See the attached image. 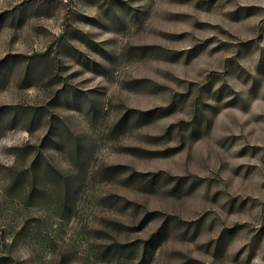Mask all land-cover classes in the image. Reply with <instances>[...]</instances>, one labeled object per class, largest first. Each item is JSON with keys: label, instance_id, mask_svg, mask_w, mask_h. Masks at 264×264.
Listing matches in <instances>:
<instances>
[{"label": "rangeland", "instance_id": "374dc122", "mask_svg": "<svg viewBox=\"0 0 264 264\" xmlns=\"http://www.w3.org/2000/svg\"><path fill=\"white\" fill-rule=\"evenodd\" d=\"M0 264H264V0H0Z\"/></svg>", "mask_w": 264, "mask_h": 264}, {"label": "trees", "instance_id": "16d2710c", "mask_svg": "<svg viewBox=\"0 0 264 264\" xmlns=\"http://www.w3.org/2000/svg\"><path fill=\"white\" fill-rule=\"evenodd\" d=\"M25 172H27V170H21L20 172L16 173V176L13 178V184L17 183V181L24 176Z\"/></svg>", "mask_w": 264, "mask_h": 264}]
</instances>
